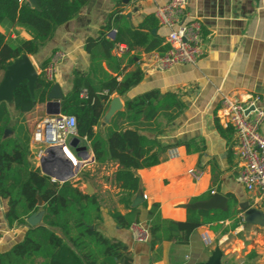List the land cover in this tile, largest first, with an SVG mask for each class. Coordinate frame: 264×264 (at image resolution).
<instances>
[{"label":"crops","instance_id":"1","mask_svg":"<svg viewBox=\"0 0 264 264\" xmlns=\"http://www.w3.org/2000/svg\"><path fill=\"white\" fill-rule=\"evenodd\" d=\"M166 1L128 0L124 3L123 0H89L72 21L57 29L51 41L37 55L28 57L40 74L45 61H50L56 52L63 54L54 82L65 97L72 90L74 72L90 71L91 58L84 49L86 40L98 36L116 8L121 9V14L135 27L147 15L155 17L157 5ZM187 12L202 26L205 53L197 64L177 65L161 72L153 68L157 53L134 50L130 54L134 58L133 63L127 71L140 67L144 72L143 80L124 97L113 95L111 100L118 97L123 111L125 101L147 91L176 93L185 109L171 123L165 124L160 120L164 132L158 135V141L164 145L188 142L194 144L198 151L188 153L183 145L162 151L159 165L136 171L139 188L129 196L114 183L117 164L97 165L89 143L80 139L81 145L87 147L89 161L73 180L84 193L91 186V195L98 197L102 210V219L97 222L96 229L105 238L127 245L133 255L132 264H208L216 251L220 253V264H264V229L246 224L239 208V225L234 230L230 221L220 224L218 231L203 226L195 230L187 241L177 238L154 247L150 239L146 242L133 240L131 227L122 229L111 217L113 213L127 215L138 209V223L148 228L147 213L157 204L164 220L184 222L188 210L186 205L193 199L210 197L212 192L226 196L228 201L232 196L238 205L248 202L264 211V203L256 193L248 192L236 180L240 172L234 154L236 137L233 129L229 127V132L218 118L225 97L242 101L249 96H259L257 106L264 109V0H189ZM158 26L156 33L164 38L165 44L167 30ZM20 35L23 37L24 33ZM110 35L114 38L115 31ZM125 50L120 52L118 49L114 54L121 57ZM5 102L15 119L14 122L11 119L6 136L27 141L35 157L32 135L35 126L47 116L45 103L36 104L31 113L20 115L12 99ZM111 120L105 123L102 119V132ZM148 125V129H157L156 123ZM71 152L76 155L73 150ZM32 161L35 167L40 168L35 158ZM191 171L199 174V179H195ZM6 211L7 202L0 198V252L8 251L19 242L28 225L40 224L43 215L38 212L27 219V225L9 227L5 220ZM203 231L211 234V246L202 241Z\"/></svg>","mask_w":264,"mask_h":264},{"label":"trees","instance_id":"2","mask_svg":"<svg viewBox=\"0 0 264 264\" xmlns=\"http://www.w3.org/2000/svg\"><path fill=\"white\" fill-rule=\"evenodd\" d=\"M88 2L36 0L33 6L28 0H0L1 82L9 65L22 55H37L57 29L72 21ZM121 12L116 8L98 36L86 40L84 49L91 58L90 71L74 72L72 90L61 101V114L75 117L76 136L89 143L97 165L117 164L114 183L132 196L139 188L136 171L159 165L162 151L180 145L188 153L198 148L188 142L164 145L158 141V135L164 132L160 120L171 123L185 109L176 93L150 90L139 94L125 101L124 110L114 115L104 132L100 130L111 97H124L143 80L140 67L127 71L134 59L131 52L141 49L164 56L169 50L164 38L153 34L159 30L153 14L133 27ZM113 31L114 38L110 35ZM120 47L126 49L121 57L114 54ZM48 64L49 60L45 61L41 70ZM54 84L43 73L39 74L33 93L23 83L13 93L15 110L20 115L31 113L36 104L47 101ZM10 122L7 103L0 102V198L7 202L5 220L9 227L22 226L32 215H43L40 224L28 225L19 242L0 252V264H132L133 255L127 245L105 238L96 229L102 219L98 197L84 193L72 181L61 183L43 174L33 164L29 143L6 136ZM150 123H156L157 129H148ZM208 198L202 196L191 203ZM139 215L140 211L134 209L127 215L113 213L111 217L120 228L128 229L138 223ZM238 215V202L232 196L224 211L188 209L184 222L164 220L155 204L147 213L150 244L154 247L177 238L187 241L198 228L209 226L218 231L220 224L227 221L232 222L234 230L239 225Z\"/></svg>","mask_w":264,"mask_h":264},{"label":"built area","instance_id":"3","mask_svg":"<svg viewBox=\"0 0 264 264\" xmlns=\"http://www.w3.org/2000/svg\"><path fill=\"white\" fill-rule=\"evenodd\" d=\"M188 4L189 0H167L166 3L156 7L155 17L158 24L167 30L165 44L169 47L164 56L158 54L155 56L153 68L157 71H169L183 64L196 65L205 53L201 23L189 16ZM123 49L120 47L119 51ZM62 59L63 54L56 52L40 73H43L47 80L53 81ZM259 100V96L255 95L242 101L225 97L218 118L224 127L233 129L236 137L234 154L240 168L236 179L238 184L244 186L248 192L256 193L259 200L264 203V131L262 130L264 109L257 106ZM74 137H77L74 116L63 114L46 116L33 131L32 140L36 146L35 160L40 165L49 147H68ZM88 161H84L82 166ZM191 175L195 179L200 177L194 171H191ZM52 180L57 181L54 178ZM130 230L133 240L148 241V228L135 223ZM201 238L206 246L213 244V238L208 231H203Z\"/></svg>","mask_w":264,"mask_h":264},{"label":"water","instance_id":"4","mask_svg":"<svg viewBox=\"0 0 264 264\" xmlns=\"http://www.w3.org/2000/svg\"><path fill=\"white\" fill-rule=\"evenodd\" d=\"M128 0H123L127 3ZM36 6V0H29ZM131 17V14H128ZM156 30L153 31V34ZM39 78V73L33 66L27 55H22L6 68L4 78L0 84V102L13 100L14 91L23 83H27L30 92H34L35 83ZM64 98L60 87L54 84L47 95L45 109L47 116H58L61 114V101ZM122 106L118 97L110 101L109 107L103 117V121L108 123L116 113L121 112ZM71 150L75 152V156ZM45 157L40 161V169L43 174L64 183L74 178L81 169L83 162L88 160L87 147L81 145V140L74 137L69 142L68 147H49ZM86 194H92L91 186H88ZM228 198L219 193H213L207 200L197 201L186 205L191 210H226ZM242 211V219L246 224L259 226L264 229V211L257 207H252L248 202L238 205ZM220 253L216 251L208 264H220Z\"/></svg>","mask_w":264,"mask_h":264},{"label":"rangeland","instance_id":"5","mask_svg":"<svg viewBox=\"0 0 264 264\" xmlns=\"http://www.w3.org/2000/svg\"><path fill=\"white\" fill-rule=\"evenodd\" d=\"M2 71L0 72V82H1V79H2ZM11 119L13 120V118H12V116H11ZM11 120V121H12ZM15 121V119L13 120V122ZM35 162H36V160H35ZM37 163V162H36ZM70 181H72V182H74L75 180H73V179H71ZM85 191H86V189H85Z\"/></svg>","mask_w":264,"mask_h":264}]
</instances>
